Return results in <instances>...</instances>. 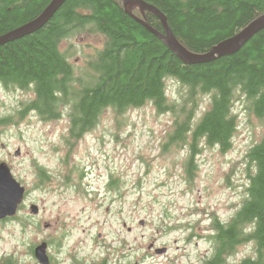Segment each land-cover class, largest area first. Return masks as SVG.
Segmentation results:
<instances>
[{"label":"rangeland","instance_id":"obj_1","mask_svg":"<svg viewBox=\"0 0 264 264\" xmlns=\"http://www.w3.org/2000/svg\"><path fill=\"white\" fill-rule=\"evenodd\" d=\"M97 47L101 35L88 32L61 42L76 78L87 81L86 62ZM186 90L176 79H165L168 100L180 104ZM33 98L31 87L0 83V119L9 118L0 122V162L28 185L15 216L0 219V259L38 264L32 248L45 241L58 264H70L72 254L87 263L105 257L107 264H199L213 243V218L229 221L247 196L254 171L247 153L264 136V117L250 110L239 91L233 98L237 127L230 147L222 151L200 139L189 179L190 133L187 142L169 143L174 111L158 112L150 102L120 115L106 107L91 130L67 143L69 104H60L62 116L55 119L34 110L21 116ZM194 99L193 125L211 102L208 93ZM35 162L52 177L40 188L34 183ZM31 204L38 206L36 214ZM152 238L158 246L169 245V253L147 252ZM130 246L137 249L126 255ZM248 256H255L252 241L239 244L229 261Z\"/></svg>","mask_w":264,"mask_h":264},{"label":"trees","instance_id":"obj_2","mask_svg":"<svg viewBox=\"0 0 264 264\" xmlns=\"http://www.w3.org/2000/svg\"><path fill=\"white\" fill-rule=\"evenodd\" d=\"M145 1L164 13L175 37L195 52L207 51L264 13V0ZM49 2L0 0V35L36 17ZM133 14L142 17L138 9ZM144 17L162 31L154 14L145 11ZM83 32L102 37V47L87 59L91 71L87 81L75 77L74 65L60 50L64 39ZM167 77L187 88L180 104L166 97ZM0 83L31 87L34 98L20 110L21 116L34 110L45 119H55L60 116V104H69L75 142L94 127L106 107L120 115L150 102L158 112L174 111L169 143L187 142L190 133L185 162L189 179L200 139L222 151L230 147L237 127L232 113L237 91L244 94L257 117H264V29L232 54L185 64L130 17L121 0H66L43 27L0 45ZM200 93L210 94L211 102L193 125L194 97ZM247 157L254 164L247 196L229 221L213 218L209 237L214 250L203 264H264V136L250 147ZM248 241L254 243L255 256L229 261L236 247Z\"/></svg>","mask_w":264,"mask_h":264},{"label":"water","instance_id":"obj_3","mask_svg":"<svg viewBox=\"0 0 264 264\" xmlns=\"http://www.w3.org/2000/svg\"><path fill=\"white\" fill-rule=\"evenodd\" d=\"M66 0H50L45 8L33 19L21 24L10 31L0 35V45L19 39L31 34L43 27ZM125 12L134 20L142 24L149 32L160 39L165 46L183 63L197 64L212 61L218 57L232 54L239 50L254 34L264 29V13L258 15L247 25L230 37L212 45L205 52H195L186 48L174 35L168 25L166 16L155 5L145 0H121ZM138 9L142 17L133 14V10ZM145 11L154 14L161 22L162 31L153 28L144 17ZM19 150L15 154L18 155ZM25 188L13 176L6 161L0 162V219L13 217L16 214L19 204L24 197ZM33 214L38 212L36 204L30 205ZM46 243L42 242L34 249V254L41 264L48 263L46 255Z\"/></svg>","mask_w":264,"mask_h":264},{"label":"flooded vegetation","instance_id":"obj_4","mask_svg":"<svg viewBox=\"0 0 264 264\" xmlns=\"http://www.w3.org/2000/svg\"><path fill=\"white\" fill-rule=\"evenodd\" d=\"M67 115V114H66ZM69 115V126H68V128H69V140L67 141V143L68 142H70L71 141V129H72V120H71V118H70V113L68 114ZM62 116V114H61V111H60V116L59 117H61ZM86 133V132H85ZM84 133V134H85ZM83 134V135H84ZM81 138V137H80ZM36 163V162H35ZM9 166V165H8ZM10 167V166H9ZM10 170H11V168H10ZM35 171H36V173L37 174H35L37 177H36V181L34 182L35 183V187L36 188H40V187H42L43 185H44V183H46V182H49V181H51L52 180V177H51V175H50V172H48L47 171V168L45 167V166H42L41 164H38V163H36V168H35ZM12 172V171H11ZM13 174V173H12ZM13 176H14V174H13ZM15 177V176H14ZM18 180V179H17ZM19 181V180H18ZM20 182V184L21 185H23L24 186V188H25V191H24V197L23 198H25V196H26V194H27V192H28V185L24 182V181H19ZM24 183V184H23ZM23 201V200H22ZM22 203V202H21ZM17 212V211H16ZM15 216V215H14ZM7 219H11L10 217H5V218H3L2 220H7ZM15 219V217L14 218H12V220H14ZM42 242H45V241H41L40 243H42ZM40 243H38L37 245H39ZM46 243V242H45ZM124 243V242H123ZM37 245H34L33 246V248H32V253L34 254V249H35V247L37 246ZM46 245H47V243H46ZM124 245H125V243H124ZM130 247H132V246H130ZM129 247V249L130 250H127L126 251V255H128V252H130V251H136V249L137 248H133V250L131 249ZM170 249H171V247L169 246V245H167L166 244V246L164 245V246H158V245H156V242H155V238H152L149 242H147L146 243V251L147 252H153L154 253V255H167L168 253H169V251H170ZM213 243H212V246H211V249L207 252V254H206V256L205 257H201L200 258V260H198V261H200V263L199 264H203L204 262H205V260H207L208 258H210L211 257V255H212V253H213ZM46 255H47V257H48V263L47 264H58L56 261H55V259H54V257L51 255V254H48V250H47V246H46ZM107 255H109V252H107ZM34 256H35V254H34ZM36 258V257H35ZM36 260H37V258H36ZM70 261H71V263L70 264H107V260H106V258L104 257V258H102V259H95V260H93V261H91L90 263H87L86 262V260L85 259H80V258H78L77 256H76V254H72L71 255V257H70ZM37 262H38V264H41L38 260H37ZM21 264L19 261H11V259L10 258H7V256H6V258H4V259H0V264Z\"/></svg>","mask_w":264,"mask_h":264}]
</instances>
